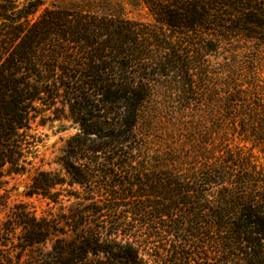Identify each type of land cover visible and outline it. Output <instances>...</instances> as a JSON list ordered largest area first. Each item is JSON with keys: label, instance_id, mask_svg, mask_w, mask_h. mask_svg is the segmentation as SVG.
<instances>
[{"label": "trees", "instance_id": "1", "mask_svg": "<svg viewBox=\"0 0 264 264\" xmlns=\"http://www.w3.org/2000/svg\"><path fill=\"white\" fill-rule=\"evenodd\" d=\"M114 2L0 0V177L39 114L78 126L0 264H264V0Z\"/></svg>", "mask_w": 264, "mask_h": 264}, {"label": "rangeland", "instance_id": "2", "mask_svg": "<svg viewBox=\"0 0 264 264\" xmlns=\"http://www.w3.org/2000/svg\"><path fill=\"white\" fill-rule=\"evenodd\" d=\"M112 9L114 12L120 13L130 19L146 23L154 22V18L148 8L140 0H115ZM262 49L259 51L258 49L252 50L250 55L258 54L259 59L264 61V48ZM209 59L213 63L216 57L213 54L209 56ZM167 119H165L164 123H168ZM156 128L158 129L153 132L160 134L161 130L166 129V125L160 124ZM77 130L78 126L76 124L56 119L48 110L39 114L32 121V129L30 131L32 136L29 137L31 146L27 153L28 159L32 161V164L29 165V170L25 173L0 177V223L6 218L8 211L19 203L29 204L38 215H41L53 206L52 203L48 204V200L40 195L29 196L26 190L37 171H60L62 169L58 162V157L61 155L62 148L68 138L76 133ZM254 151L257 153V150ZM70 201L67 200V197L63 198V203L65 204H69ZM56 209L57 207L55 206L54 210ZM8 237L12 239L16 238V236ZM10 245V243L6 244V237H0V247H9ZM49 246L50 243H48ZM146 257L149 258L148 255Z\"/></svg>", "mask_w": 264, "mask_h": 264}]
</instances>
